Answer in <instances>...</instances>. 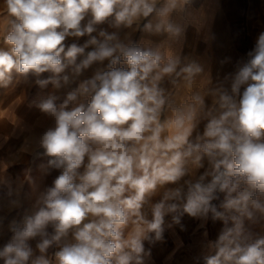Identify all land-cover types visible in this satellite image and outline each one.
I'll use <instances>...</instances> for the list:
<instances>
[{
	"label": "clouds",
	"instance_id": "obj_1",
	"mask_svg": "<svg viewBox=\"0 0 264 264\" xmlns=\"http://www.w3.org/2000/svg\"><path fill=\"white\" fill-rule=\"evenodd\" d=\"M2 3L0 88L51 85L29 106L52 121L34 138L46 162L28 193L0 172V228L22 210L3 264H145V242L184 230L185 215L223 223L194 264H264V32L213 82L183 55L188 27L206 22L195 0Z\"/></svg>",
	"mask_w": 264,
	"mask_h": 264
},
{
	"label": "crops",
	"instance_id": "obj_2",
	"mask_svg": "<svg viewBox=\"0 0 264 264\" xmlns=\"http://www.w3.org/2000/svg\"><path fill=\"white\" fill-rule=\"evenodd\" d=\"M205 1L195 0L194 6L200 8ZM239 5L240 1L238 0L237 8L228 13L223 8L221 11L219 9L208 28L204 26L199 32L191 26L187 29L183 55L198 59L205 69L210 70L213 82L228 74V70H225L226 73H224L222 68L229 63L231 65L237 57L236 50L230 47L229 42H245V39L241 37V30L243 29L244 33H246V26L248 25L245 22V18L242 17V20L238 18L236 21L234 28H236L238 33L235 32L234 38L228 37L225 28L227 24L226 16L238 14ZM253 14L258 16V18L260 17L259 29L260 32H264V5L259 10L254 11ZM67 42L71 44L73 42L86 41L69 38ZM222 61L225 62L222 63ZM90 75L91 71L85 73V76ZM32 80H35V78H32ZM37 94H43V92L38 89L30 91L29 96L26 98L27 102L25 105H21V108H17L14 103L17 100L5 101L4 97H0V172L7 168L5 175L9 176L14 182H21L23 184V193L30 191V186L26 180L27 175L30 174L34 178L38 177V165L46 162V158L36 156L33 144L34 138L42 133V126L46 125L47 122L43 114L36 108L29 106L31 101L37 97ZM202 128L203 123L199 128L201 132L203 131ZM26 142L30 152L21 153L20 150L26 145ZM200 172H203V169ZM59 174L60 170H53L50 175L44 178L42 186H50L54 178ZM158 199V196L155 197L153 202ZM27 206L28 202L25 201V207ZM18 211L22 210H14L7 214V219L3 227L0 228V248L11 238L12 233L8 231V222L13 218H20L17 214ZM166 219L170 222L171 217ZM182 224L184 230H181L180 226L174 225L165 231L163 241L157 242L155 245H149L145 242V248L151 249V256L146 259L145 264H194L193 258L201 255L202 251H204L203 245L208 240H215L223 227L221 221L213 222L211 219H209L205 227H200L201 221L190 218L187 215L182 218ZM205 231L207 232V237L204 236ZM30 244L35 249L36 241H30ZM52 251H55V249L50 250V253ZM0 264H3L2 260H0Z\"/></svg>",
	"mask_w": 264,
	"mask_h": 264
},
{
	"label": "rangeland",
	"instance_id": "obj_3",
	"mask_svg": "<svg viewBox=\"0 0 264 264\" xmlns=\"http://www.w3.org/2000/svg\"><path fill=\"white\" fill-rule=\"evenodd\" d=\"M209 1L210 0H206L204 2V4L201 6L203 8V11H204L205 17H206V22H205L204 26H206L207 28L209 27V24H210L207 21L208 17H210L211 14L214 12L216 14V12L218 10L216 11L215 9L219 8V3H220V0H213L212 3H209ZM239 1H240V5H239L240 8L238 10L239 13L236 15H232V16H226V20H227L226 21L227 24L225 25L226 34L228 35V37L230 36L231 38H234L235 32L238 33V31H236V28H234L238 18L241 20H242V17L245 18V22H247L248 25L246 26V33H244L243 29L241 30V32H242L241 37L243 39H245V42H229L230 47L236 50L237 57L234 60V62L231 63V65L228 69V74L234 73L239 64L246 62V60L248 59L247 53L254 49L258 35L261 33L260 29H259L260 17L258 18V16L253 14V12L259 10L264 5V0H239ZM237 4H238V0H234L235 8H237V6H238ZM227 6H228V0H223L222 1V8L224 9V11H226L228 13V11L226 10ZM4 14H5V12H4L3 3H2V0H0V42H2V34H3L2 17ZM99 27L104 28L108 31H113V29H111L107 24L101 25ZM93 35H97V33H93ZM139 38H140V33H136L133 37V39L135 41H138ZM87 39H89L88 36L78 38V40H82V41H86ZM67 43L69 44L70 42H67ZM76 43L82 45L85 42H76ZM230 68H232V69H230ZM205 71L209 72L210 70L205 69ZM49 75H50L49 73H45V74H43V76L41 78H47ZM221 79H223V78H221ZM28 89H29V91H28ZM37 89L42 91L43 94H46L47 92H49L51 90V85H49V87L47 89L41 90L38 86L35 85L34 80H31V82L29 84H23L22 83L21 85H19L15 89L14 88H9V89L0 88V97H2V98L4 97L6 99L5 101H9L11 99L13 101L17 100V102H14V103L17 105V108L18 107L21 108V105H25V103L27 102L26 98L29 96L28 95L29 92L37 90ZM3 94H5V95H3ZM3 103H4V101H3ZM44 117H45L47 122H46V125L42 126L41 132H43L48 126H50V123H51V120L48 117H46V116H44ZM246 226H247V223H246ZM252 230L255 232H257V230H259V232L261 231V229L259 227H256V226H252Z\"/></svg>",
	"mask_w": 264,
	"mask_h": 264
},
{
	"label": "bare ground",
	"instance_id": "obj_4",
	"mask_svg": "<svg viewBox=\"0 0 264 264\" xmlns=\"http://www.w3.org/2000/svg\"><path fill=\"white\" fill-rule=\"evenodd\" d=\"M222 1L223 0H220V3H219V8L218 9H215L216 11L217 10H219L220 9V11L221 10H223L222 9ZM213 2V0H210L209 1V3H212ZM238 5V4H237ZM235 9V5H234V0H228V6H227V11L229 12V11H233ZM214 15H215V12L214 13H212L211 14V16L210 17H208V22L211 24V22H212V19H213V17H214ZM222 26V25H221ZM224 65V64H223ZM229 65H230V63L229 64H227V65H225L223 68H222V72H224V73H226L225 72V70H228V67H229ZM219 66H221V65H219ZM222 67V66H221ZM230 69H232V68H230ZM207 71V70H206ZM230 71V70H229ZM232 71V70H231Z\"/></svg>",
	"mask_w": 264,
	"mask_h": 264
}]
</instances>
